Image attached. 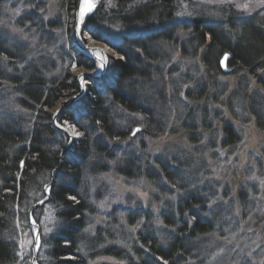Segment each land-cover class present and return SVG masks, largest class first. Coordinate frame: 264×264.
<instances>
[{"label": "trees", "instance_id": "16d2710c", "mask_svg": "<svg viewBox=\"0 0 264 264\" xmlns=\"http://www.w3.org/2000/svg\"><path fill=\"white\" fill-rule=\"evenodd\" d=\"M46 1L0 0V264L32 260L28 212L43 198L68 141L52 125L53 110L78 93L74 70L95 68L93 60L60 45L78 0H56L54 14ZM15 3L21 10L11 32L4 20ZM256 19L200 0H102L86 17L84 33L114 54L105 76L88 84L85 96L59 116L81 135L61 161L50 200L33 211L41 228L38 264H97L103 258L209 264L219 240L234 227L229 190L217 195L212 182L196 181L207 175L204 155L184 148L153 155L140 138L175 133L177 126L187 133L210 129L207 120L215 118L217 106L242 120L228 98L250 81L249 74L255 92L264 93V19ZM225 53L230 68L241 74L232 89L221 81ZM256 124L264 132L258 115ZM222 133V144L236 142L230 125ZM112 166L131 180L144 175L163 195L176 198L165 202L162 228L137 205L127 214L122 204L103 205L111 197L105 176ZM242 195L239 189L236 199L245 213ZM128 229L135 230L126 234Z\"/></svg>", "mask_w": 264, "mask_h": 264}, {"label": "rangeland", "instance_id": "374dc122", "mask_svg": "<svg viewBox=\"0 0 264 264\" xmlns=\"http://www.w3.org/2000/svg\"><path fill=\"white\" fill-rule=\"evenodd\" d=\"M101 1L102 0H95L96 7ZM200 1L214 5L233 6L235 10L239 11L240 13H243L244 15L256 14L257 19L255 20V22L258 24H261V20L264 19V3H261L260 0ZM46 2V5L48 7L47 10L50 14L58 13L59 8L56 0H47ZM244 5H247V7H244ZM96 7L94 8V10L96 9ZM20 10L21 7L17 4L15 8L13 7L7 9L6 15L9 17V20L6 18L4 20V23L8 25V28L11 32L13 30V25L11 23H13L12 21L14 20V17L17 16V13H19ZM93 11L89 15H91ZM86 17L84 18V20L86 19ZM75 24L76 14L71 28H66L65 33L63 34L64 36H60V40L62 42V44L60 42V45L64 46V48L67 46V50H73L77 54L84 55L85 57L93 60L95 63V68L93 70H87L83 68H76L74 70V74L77 78L79 86L78 78L80 75L84 73L93 74L94 72H100V60L97 57L88 56L84 51H81L77 48L74 37ZM15 32L17 31L15 30ZM80 35L82 42L86 45L90 47L98 46L104 49V53L108 59V64L105 72L100 77L92 81L88 80L84 82V94L80 98H78V100L74 101L70 105V107L68 109H65L66 111L64 110L62 113L68 112L77 101H79L85 96L88 84L100 80L105 76L109 69L110 55L112 56L114 54V52L104 42L94 40L88 34L84 33V31L82 30V25ZM20 38L27 39V36L25 35V37ZM228 61L229 60H227L226 71H223L225 76L221 78V81L225 85H230V89H232L236 86V82L238 79H240L241 74L236 73V71H233L232 68H230V66L228 65ZM252 75L254 74H249L248 78L250 81H243L239 86V90H237L232 97L228 98L229 101L232 103L234 109L238 113V118H240L242 114V120H236V116H234L231 113V110L227 107L223 108L217 106L215 109L217 111V114L214 110L215 118L208 117L207 120L210 123V129L208 128L205 131L203 130L198 132L187 133L183 131L185 127L182 128L181 126H177V128L175 127V133H170L163 136H155L153 134H149L147 135V137L141 136L142 138H140V141H143V147L147 150V153H151L153 155L160 154V152L165 149L174 148H184L185 150L190 151L193 154L200 153L201 155H204L205 167L203 168L207 175L206 177L202 176L204 178H200L197 175L196 181L200 182L199 180L202 179L206 182H212L211 188L215 186L214 190H216V194L217 192H221L222 189L225 188L229 190L230 199L235 201V209L234 211H232V218L235 221L234 227H231L226 230L227 235L224 238H221V240H219V244L217 245L218 251L212 255L211 261L209 260L208 262L209 264H264V132L260 130L256 124V115H258L259 119H261L264 124V105L261 104V99L264 93L259 89H257V91L255 92L257 85L255 83V78ZM221 90L223 91L222 88ZM248 92H250L251 94L250 98L246 97V94ZM80 94L81 88L79 86L78 93L65 100L64 105L54 109V114L57 112V110H59V108L65 107V105H67L73 99H76V97H78ZM248 107H250V111L248 110ZM207 112L209 111L207 110ZM59 116L57 118L58 125L66 128L70 133H72L73 130L79 132L78 128L70 121L64 119L59 122ZM200 119L201 118L197 119L196 116L197 122ZM193 121L194 120H191L192 123ZM224 124L230 125L231 128L236 131V135L238 136L236 137V142L229 147L227 143L222 144L220 141L221 137H219L220 133L223 134L222 126ZM137 132L139 131H135V133ZM73 137L74 140L72 141V145L80 136ZM67 139L68 144L70 141L68 136ZM210 147L211 150L209 149ZM59 168L60 166L58 167V169ZM113 170L114 167L112 166L110 172L107 174V176H105V182L110 188L109 192L111 197L107 198L105 203L103 202V205H105V207L108 209L114 205L122 204V208L126 210V214L133 210L134 206L137 205L140 208L141 214L144 211L149 212V214L153 218L154 225L159 229L162 228L163 226L161 224L163 222L161 219V214L162 210L165 207V202H174L176 198L163 195L160 191H158V188L154 184H152L146 179L144 175L142 176V178L131 180L121 176L120 174H117ZM51 179L52 175L50 181ZM50 181L48 183H50ZM159 182L162 185H167V183H165L164 179L162 178H159ZM250 182L252 183V185L254 184V187H249L247 183L250 184ZM208 185L210 184L208 183ZM239 189L243 191V195L241 196V198L246 207L248 206L247 208H245V213L240 210L239 204L236 199L237 191ZM126 207L128 209H126ZM32 218L34 222L38 224L33 215ZM31 227L33 233V257V248L36 244L34 239L36 228L32 225ZM134 230L135 229H132L130 231L134 232ZM130 231L128 229L126 234H128ZM40 246L41 242H39V250ZM102 262H109V264H123L109 258H103L99 260L97 264H101ZM31 263L32 260L30 264Z\"/></svg>", "mask_w": 264, "mask_h": 264}, {"label": "water", "instance_id": "95a60500", "mask_svg": "<svg viewBox=\"0 0 264 264\" xmlns=\"http://www.w3.org/2000/svg\"><path fill=\"white\" fill-rule=\"evenodd\" d=\"M80 2H81V0H79V4H78V7H77V11H76V24H75V30H74V37H75L76 46L81 51H84L88 56L97 57L100 60V68H99L100 72L99 73L94 72L93 74L84 73V74L80 75L79 78H78V81H79V86L81 88V94L78 97H76V99H73L71 102H69L67 105H65V107L59 108V110H57V112L53 116L52 124H53L54 128L57 129L60 132L65 133L70 139L69 143L64 148V151L62 152V155L60 156L59 166L61 164V161H62L63 157L67 154L68 149L72 146V141L74 140V137L72 136V134L66 128L58 125L57 118L60 115V113H62L65 109H68L70 107V105L74 101L78 100V98H80L84 94V92H85V84H84V82L88 81V80L92 81V80H95L96 78L100 77L105 72V70L107 68V64H108V62H107L108 59H107V57H106V55L104 53V49L103 48L98 47V46L90 47V46L86 45L85 43H83L82 40H81V37H80L81 36L80 35L81 27H80V24L78 22V13H79ZM96 50H99L100 54H102V56L104 58L98 57L96 55V52H95ZM230 58H231V55L229 54L227 60H229ZM223 59H224V56H223L222 60ZM227 60L224 61V64H221V68H222V70L224 72L226 71ZM137 129H139V128H137ZM58 167H56L52 171V179H51L50 183H48L46 185V187H45L44 198L39 200L33 206H31V208L29 209V212H28V218H29L30 224L36 228V231H35V234H34V239H35V243L36 244H35V246L33 248V257H32V263L31 264H33V263L38 264V262H37V254H38L39 242H40V227H39V225L37 223L34 222V220L32 218V213H33V211L36 208L44 206L45 203L49 201L50 194H51L50 193L51 192V187H52V184L55 181V175H56V171H57Z\"/></svg>", "mask_w": 264, "mask_h": 264}, {"label": "snow or ice", "instance_id": "6c2138e0", "mask_svg": "<svg viewBox=\"0 0 264 264\" xmlns=\"http://www.w3.org/2000/svg\"><path fill=\"white\" fill-rule=\"evenodd\" d=\"M261 3H264V0H260ZM96 7V4L94 2V0H81V4H80V19L83 21L86 13L91 12L94 8ZM244 7H247V5H244ZM229 54L225 53L224 54V59L221 60V64H224V61H226L228 59ZM136 131H139V129H137ZM73 136H80L81 133L73 130L71 133ZM133 135H135V132L133 133ZM21 164L23 165V162H21ZM71 199L75 200V197H72Z\"/></svg>", "mask_w": 264, "mask_h": 264}, {"label": "bare ground", "instance_id": "6f19581e", "mask_svg": "<svg viewBox=\"0 0 264 264\" xmlns=\"http://www.w3.org/2000/svg\"><path fill=\"white\" fill-rule=\"evenodd\" d=\"M94 2H95V0H94ZM80 4H81V2H80ZM94 10V9H93ZM92 10V11H93ZM91 11V12H92ZM91 12H89V13H86V15H85V17L87 16V15H89ZM79 13H80V6H79ZM79 13H78V22H79V24H80V27H81V25H82V20L80 19V15H79ZM84 17V18H85ZM84 20V19H83ZM96 52V55L98 56V57H102V58H104L103 56H102V54H100V51L99 50H96L95 51ZM32 215H33V213H32ZM29 219V218H28ZM33 264H36V263H33Z\"/></svg>", "mask_w": 264, "mask_h": 264}]
</instances>
